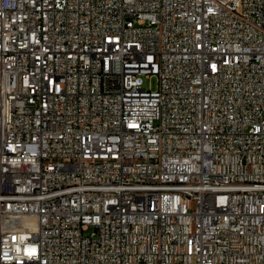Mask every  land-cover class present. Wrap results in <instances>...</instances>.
Listing matches in <instances>:
<instances>
[{"label":"built area","instance_id":"built-area-1","mask_svg":"<svg viewBox=\"0 0 264 264\" xmlns=\"http://www.w3.org/2000/svg\"><path fill=\"white\" fill-rule=\"evenodd\" d=\"M0 264H264V0H0Z\"/></svg>","mask_w":264,"mask_h":264},{"label":"rangeland","instance_id":"rangeland-1","mask_svg":"<svg viewBox=\"0 0 264 264\" xmlns=\"http://www.w3.org/2000/svg\"><path fill=\"white\" fill-rule=\"evenodd\" d=\"M149 85H150V81L147 80L146 81V86L149 87ZM151 85H152L153 88H156V81H155V79L151 82Z\"/></svg>","mask_w":264,"mask_h":264}]
</instances>
